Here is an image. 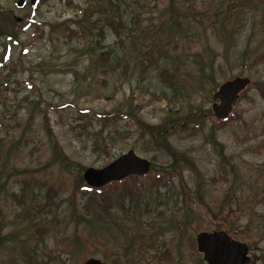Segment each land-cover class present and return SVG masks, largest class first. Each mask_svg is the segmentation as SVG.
Segmentation results:
<instances>
[{
    "label": "rangeland",
    "instance_id": "1",
    "mask_svg": "<svg viewBox=\"0 0 264 264\" xmlns=\"http://www.w3.org/2000/svg\"><path fill=\"white\" fill-rule=\"evenodd\" d=\"M18 1L0 0V264H207L196 237L221 230L264 264V0ZM239 76L255 86L215 125ZM131 150L150 171L101 208L84 171Z\"/></svg>",
    "mask_w": 264,
    "mask_h": 264
},
{
    "label": "water",
    "instance_id": "2",
    "mask_svg": "<svg viewBox=\"0 0 264 264\" xmlns=\"http://www.w3.org/2000/svg\"><path fill=\"white\" fill-rule=\"evenodd\" d=\"M37 0H32L34 6ZM25 0H19L22 7ZM248 77H236L220 85L215 92L213 104L215 118L227 119L241 93L250 85ZM219 101V102H217ZM151 169V162L135 153L123 154L103 168L90 167L84 171V179L91 187L102 188L109 183L122 181L132 175L143 176ZM198 251L207 264H247L250 261L249 245L234 239L226 231H202L196 237ZM81 264H103L99 258H89Z\"/></svg>",
    "mask_w": 264,
    "mask_h": 264
},
{
    "label": "trees",
    "instance_id": "3",
    "mask_svg": "<svg viewBox=\"0 0 264 264\" xmlns=\"http://www.w3.org/2000/svg\"><path fill=\"white\" fill-rule=\"evenodd\" d=\"M168 1H169L168 6H167L168 7V11L170 12V15H172L174 13V11L176 10V6L175 5H177V3H176V0H168ZM223 5H224V3L218 5V7L215 8V15L221 11L220 9H222V7H224ZM234 8H235L234 6L233 7H230L229 5L225 6V10H228V11H225L224 10L226 12L225 14H227L228 12H230V10L232 11V9H234ZM1 19H2V14H0V34H6V37H8L9 39H15V38H17V33H15L13 25L12 26L11 25H8L5 22L4 19H2V20ZM227 19H229V14H227L225 16V20H227ZM29 21H31L30 22L31 24L36 23V21L34 20L33 17H31V19ZM222 22L225 23L224 19H222ZM163 24H164V22L161 23L160 26H163ZM154 25L155 24L153 23L152 26H154ZM100 30L102 31V29H100ZM68 33L70 35L72 33V31L69 30ZM129 36L132 37V35H129ZM15 40H17V39H15ZM5 53H4V56L0 59V67H7L8 66L6 64V61H8L10 59L11 55H10V51H8V50ZM109 54L110 53L105 52V53L102 54V56H105V55L106 56H109ZM101 61L104 62V59L102 58ZM14 68L15 67L13 65V66H11L10 69H14ZM161 75L164 78V81H166V83H168V85H170L172 87L174 86L173 85V82L175 81V76H176L174 73L170 72L169 69L164 68L163 71L161 72ZM252 86H255V84L253 82L250 83V85L246 88L245 91H243L241 93V95L244 94ZM109 116H111V115H109ZM109 116L107 115V117H109ZM234 116H235V114H234V112H232V114L227 119H225V120H218V119L214 118L213 115H211L210 117L215 122V125H218V124H225V123H227ZM150 129H152V128H150ZM154 129H156L157 131H160L159 130V127H154ZM160 176H158V177H160ZM121 182H123V181H121ZM121 182H112V183H110V184H108V185H106L105 187H102V188H95V187H91V186H88V185H82L81 184L79 188H81V191L83 192L84 195H90L93 199H100V201L99 200L97 201L98 203H101L100 207L107 210L108 209V206H106L103 202L107 201L109 199V197L111 196V195L109 197L108 196H105L106 193H108V188L113 187V186H117ZM100 219H103V218H100ZM191 254H193V252H191Z\"/></svg>",
    "mask_w": 264,
    "mask_h": 264
}]
</instances>
